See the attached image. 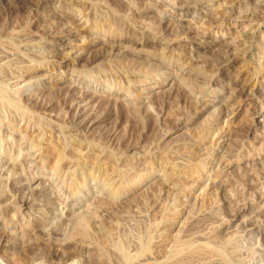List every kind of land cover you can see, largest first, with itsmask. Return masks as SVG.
Here are the masks:
<instances>
[{
  "label": "rangeland",
  "instance_id": "374dc122",
  "mask_svg": "<svg viewBox=\"0 0 264 264\" xmlns=\"http://www.w3.org/2000/svg\"><path fill=\"white\" fill-rule=\"evenodd\" d=\"M186 1L0 0V264H264V0Z\"/></svg>",
  "mask_w": 264,
  "mask_h": 264
},
{
  "label": "bare ground",
  "instance_id": "6f19581e",
  "mask_svg": "<svg viewBox=\"0 0 264 264\" xmlns=\"http://www.w3.org/2000/svg\"><path fill=\"white\" fill-rule=\"evenodd\" d=\"M209 1H211V0H194L193 3H189V2L186 1V2H184V4H183L182 6H180V7H181L182 9L188 10V12H189L190 10H193V9H194V10H195V9H199L200 7H202V4L207 3V2H209ZM202 8H203V7H202ZM205 12H206V11H205ZM207 13H208V12H207ZM212 13H213V12H212ZM212 13H211V15H212ZM211 15H210V17H211ZM215 15H216V14H215ZM208 16H209V15H208ZM208 16H207V17H208ZM212 16H213V15H212ZM214 17H215V16H214ZM222 17H223V16H222ZM222 17H221V18H222ZM215 18H216V17H215ZM218 18H219V17H218ZM218 18H217V19H218ZM211 20H212V19H211ZM211 20H210V22L214 21V20H212V21H211ZM212 23H213V22H212ZM76 24H77V23H76ZM94 25H95V24H94ZM172 27H173V26H172ZM94 28H95V27H94ZM185 29H186V28H185ZM206 30H207V29H206ZM94 31H95V30H94ZM97 31H98V30H97ZM78 34H79V32H74V33H73V35H77V36H79ZM253 34H254L253 32H252V33H251V32H250V33H246V37H250V36L253 35ZM109 35H110V34H109ZM252 37H253V36H252ZM94 38H95V37H94ZM97 39H98V38H97ZM101 39H102V38H101ZM196 39H197V38H196ZM196 39L194 40L193 43H196V42H197ZM252 39H253V38H252ZM251 41H252V40H251ZM42 42H43V41H42ZM52 43H53L52 41H49V44H52ZM253 43H254V42H253ZM49 44H48V45H49ZM115 44H116V43H115ZM197 44H198V45H197L196 48H197V49H200V48H201L200 46H202V42L197 43ZM232 44H233V43H232ZM28 45H31V43L28 44ZM43 45H44V44H43ZM228 45H230V44H228ZM253 45H254V44H253ZM33 46H39V42H34V43H33ZM40 47H41V46H40ZM42 47H43V46H42ZM202 49H203V48H202ZM256 50H257V49H256ZM25 51H26V50H25ZM37 51L40 52L41 50H37ZM42 51H44V50H42ZM45 51H46V50H45ZM196 51H197V50H196ZM198 52H199V51H198ZM34 53H35V52H34ZM44 53H45V52H44ZM41 54H42V53H41ZM51 55H52V54H51ZM262 58H263V57H262ZM160 59H161V58H160ZM257 59H259V58H257ZM2 60H3V59H2ZM39 60H40V59H39ZM39 60H38V61H39ZM76 60H77V59H76ZM0 61H1V59H0ZM261 62H262V61H261ZM258 63H259V62H258ZM35 64H36V63H35ZM164 64H165V62H164ZM176 64H177V63H176ZM263 64H264V63H263ZM263 64H262V65H263ZM253 65H254V64H253ZM30 66H31V65H30ZM3 67H4V66H3ZM3 67H2V68H3ZM0 71H1V70H0ZM5 71H6V70H5ZM3 72H4V71H3ZM27 72H28V71H27ZM30 72H31V71H30ZM199 74H200V73H199ZM199 74H198V75H199ZM151 75H152V74H151ZM195 75H196V74H195ZM148 76H149V75H148ZM204 76H205V75H204ZM204 76H202V77H204ZM22 77H23V76H22ZM29 80H30V79H29ZM33 80H34V79H33ZM194 80H195V79H194ZM17 81H18V80H17ZM27 81H28V80H27ZM19 82H20V81H19ZM22 82H23V81H22ZM22 82H21V83H22ZM30 82H31V81H30ZM25 83H26V82H25ZM11 84H15V82H13V83H11ZM11 84H10V85H11ZM28 84H29V83H28ZM37 84H38V83H37ZM10 85H9V86H10ZM23 85H24V84H23ZM11 86H12V85H11ZM29 86H30V85H29ZM3 87H4V86H3ZM12 87H13V86H12ZM14 87H16L17 90H20V89H21V88L19 87V83H17V82H16V84L14 85ZM21 87H22V86H21ZM3 89H4V88H3ZM5 89H6V88H5ZM24 89H28V86H25ZM258 90H259V89H258ZM251 92H252V91H251ZM10 93H11V91H10ZM16 93H17V92H16ZM249 93H250V92H249ZM0 94H2V92H1ZM7 94H8V92H7ZM12 95H13V94H12ZM4 97H5V96H3V98H4ZM258 97H259V96H258ZM5 98H6V97H5ZM11 98H12V97H11ZM11 98H8V100L11 99ZM147 98H148V97H147ZM6 100H7V99H6ZM14 100H15V99H14ZM227 100H228V99H227ZM230 100H231V99H230ZM239 100H240V99H239ZM2 101H3V100H2ZM231 101H232V100H231ZM9 102H10V103H13L11 100H10ZM4 103H5V105H6V102H4ZM4 103H3V104H4ZM0 105H1V103H0ZM7 105H8V104H7ZM10 105H11V104H10ZM14 106H15V105H14ZM18 106H19V105H18ZM226 106H227V105H226ZM221 107H222V106H221ZM16 108H17V107H16ZM227 108H228V107H227ZM1 110H2V109H1ZM233 112H234V110H233ZM22 113H23V112H22ZM262 118H264V116H263ZM37 142H38V141H37ZM39 142H40V141H39ZM49 144H50V143H49ZM37 146H38V145H37ZM45 146H46V145H45ZM37 149H38V148H37ZM1 152H2V151H1ZM29 155H30V154H29ZM26 156H27V155H26ZM0 157H1V155H0ZM19 157H20V156H19ZM1 158H2V157H1ZM61 159H62V158H61ZM61 159H60V160H61ZM74 160H75V159H74ZM57 161H59V159H58ZM59 162H61V161H59ZM59 162L57 163V165L59 164ZM9 163H10V162H9ZM64 163H65V162H64ZM11 164H12V162H11ZM77 164H78V163H77ZM66 165H68V164H66ZM54 166H55V165H54ZM54 166H53V167H54ZM7 167H8V166H7ZM60 167H61V166H60ZM10 169H11V167H10ZM58 170H59V169H58ZM58 170H57V171H58ZM11 171H12V170H10V173H11ZM55 171H56V170H55ZM21 175H22V174H21ZM21 175H20V176H21ZM25 179H26V178H25ZM7 181H8V180H7ZM31 206H32V205H31ZM259 208H260V207H259ZM89 209H90V207H89ZM85 212H86V211H85ZM80 213H81V212H80ZM82 215H83V214H82ZM79 221H80V220H79ZM11 224H12V223H11ZM262 227H264V226L262 225ZM252 228H253V227H252ZM23 236H24V235H23ZM161 248H162V247H161ZM181 248H182V247H181ZM167 253H168V252H167ZM16 254H17V253H16ZM11 255H12V254H11ZM8 257H9V256H8ZM11 257H12V256H11ZM1 259H2V258H1ZM262 260H263V259H262ZM7 262H8V261H7ZM3 264H4V263H3ZM39 264H40V263H39Z\"/></svg>",
  "mask_w": 264,
  "mask_h": 264
}]
</instances>
